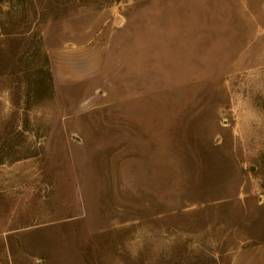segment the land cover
Here are the masks:
<instances>
[{
    "label": "rangeland",
    "instance_id": "1",
    "mask_svg": "<svg viewBox=\"0 0 264 264\" xmlns=\"http://www.w3.org/2000/svg\"><path fill=\"white\" fill-rule=\"evenodd\" d=\"M263 239L264 0H0V264Z\"/></svg>",
    "mask_w": 264,
    "mask_h": 264
},
{
    "label": "crops",
    "instance_id": "2",
    "mask_svg": "<svg viewBox=\"0 0 264 264\" xmlns=\"http://www.w3.org/2000/svg\"><path fill=\"white\" fill-rule=\"evenodd\" d=\"M231 264H264V239L236 250Z\"/></svg>",
    "mask_w": 264,
    "mask_h": 264
}]
</instances>
